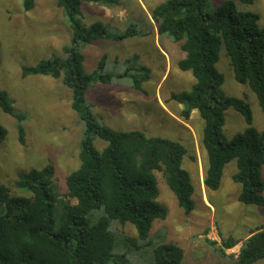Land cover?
Returning a JSON list of instances; mask_svg holds the SVG:
<instances>
[{
    "label": "trees",
    "instance_id": "obj_1",
    "mask_svg": "<svg viewBox=\"0 0 264 264\" xmlns=\"http://www.w3.org/2000/svg\"><path fill=\"white\" fill-rule=\"evenodd\" d=\"M253 1L225 0L209 10L208 0H165L153 8L151 17L157 35L180 46L185 57L178 68L194 79L178 100L184 119L195 111L204 123L200 144L206 154L205 189L218 190L224 167L234 162L232 180L240 186L238 201L263 207L264 131L252 127V111L245 99L224 94V78L217 69L222 45L234 80L254 94L264 117V27L258 14L238 7ZM83 4L109 7L117 1L57 0L71 33L69 44L62 49V57L22 69L23 77H50L70 91V107L82 127L79 167L66 177L64 197L56 193L51 165L18 174L14 183L18 194L11 196L0 186V206L5 208L0 215V264H132V255H139L142 264H181L182 249L164 243L162 237L152 240L149 232L155 220L167 217L166 208L157 202L156 172L162 174L178 207L186 215L194 210V188L182 168L185 148L177 141L147 137L137 130L114 131L86 101L88 89L97 84H123L142 91L150 70L137 56L124 60L119 73H104L107 57L103 55L98 68L87 73L83 49L97 41L120 43L143 33L133 26L123 32L100 23L85 26L80 21ZM22 7L32 10L34 0H22ZM227 109L236 111L247 126L230 139L223 133ZM0 110L16 120L18 140L24 144L25 117L14 110L3 91ZM5 138L6 130L0 125V146ZM95 141L105 146L98 150ZM126 224L134 228V237L113 231ZM237 243L221 237L219 252L225 255ZM262 260L264 230L260 228L249 234L229 264Z\"/></svg>",
    "mask_w": 264,
    "mask_h": 264
},
{
    "label": "rangeland",
    "instance_id": "obj_2",
    "mask_svg": "<svg viewBox=\"0 0 264 264\" xmlns=\"http://www.w3.org/2000/svg\"><path fill=\"white\" fill-rule=\"evenodd\" d=\"M115 1L117 5L109 7L83 4L81 23L85 26L100 23L118 32L133 26L143 34L120 43L97 41L86 46L84 69L87 73L95 71L105 55L107 62L102 71L119 73L124 60L134 55L140 64L149 68L150 78L142 85V91L116 83L94 85L88 89L86 101L94 115L114 131L137 130L147 137L181 143L186 151L182 168L189 173L194 188L191 197L194 210L186 215L178 207L162 174L156 172L157 202L166 208L167 217L152 223L150 238L162 237L164 243L181 248V264H229L250 233L264 230V206L243 205L238 201L240 186L232 180L236 172L234 162L224 167L218 190L208 191L203 185L206 154L200 140L204 123L195 111L184 119L181 115L184 107L178 100L182 92L191 88L194 79L178 68V62L185 57L180 46L159 37L151 17L153 8L165 0ZM223 1L208 0V9L217 8ZM238 7L258 14L259 25L264 27V0H254L249 6L238 4ZM70 38L57 0H34V8L27 12L23 10L22 0H0V91L8 95L14 110L25 117L24 144H21L16 120L0 110V125L6 130L5 141L0 146V186L11 196L19 193L14 187L18 174L51 165L55 170L56 193L64 197L66 177L79 167L82 127L70 107V91L60 80L22 76L23 68L34 67L51 57H62V49ZM217 69L224 78L221 87L224 94L245 99L252 111V127L264 131V117L257 99L246 85L234 80L222 45ZM224 118L223 133L228 139L247 127L233 109H227ZM94 145L98 150L105 146L100 141ZM261 176L264 181V172ZM4 212L5 208L0 206V215ZM113 231L135 236L129 224ZM221 237L238 242L225 250V255L219 252ZM129 260L132 264L143 263L139 255H132ZM255 264H264V260Z\"/></svg>",
    "mask_w": 264,
    "mask_h": 264
}]
</instances>
